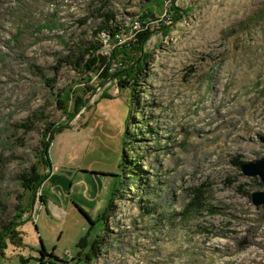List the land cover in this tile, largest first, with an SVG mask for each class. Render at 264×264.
Here are the masks:
<instances>
[{
  "label": "rangeland",
  "instance_id": "1",
  "mask_svg": "<svg viewBox=\"0 0 264 264\" xmlns=\"http://www.w3.org/2000/svg\"><path fill=\"white\" fill-rule=\"evenodd\" d=\"M161 1L0 0V229L31 203L21 177L45 128L69 121L56 94L88 100L53 135L50 171L39 167L47 210L23 215V242L0 264H38L41 252L59 259L46 264H73L86 234L101 239L90 264H264V207L250 199L264 187L233 163L264 158V0H175L185 15L166 36ZM148 8L159 20L135 100L114 79L86 93L89 76L59 60L96 40L111 48L107 31L93 34L102 14L130 40Z\"/></svg>",
  "mask_w": 264,
  "mask_h": 264
},
{
  "label": "trees",
  "instance_id": "2",
  "mask_svg": "<svg viewBox=\"0 0 264 264\" xmlns=\"http://www.w3.org/2000/svg\"><path fill=\"white\" fill-rule=\"evenodd\" d=\"M155 1V0H154ZM175 0L169 1V6L166 9V13L163 21H159L158 25L161 26L160 30H162V35L166 36L170 33V28L173 24L178 23L182 20L183 12L174 6ZM160 5L163 7V0ZM185 13V12H184ZM103 23L101 26L97 27L93 34L97 36L100 33L105 31L108 32V40L115 41V36L119 34L120 28H112L110 26L111 21H113L114 16L112 14H102ZM159 18L155 16L150 10V8L146 9L145 14H141L137 17V21L140 24V28L133 32V36L130 40L122 44H117L116 42L111 45V48L108 54H104L101 50L103 49V44L96 40V47L90 46L86 49L79 50L78 54L75 55L73 53H69L63 59L59 61L65 65L73 66L74 70L81 72L82 74L89 76L85 84V92L95 94L96 89L102 85L105 81H107L114 74L123 71L124 73L114 79L117 84L118 90L130 87L132 88L131 100L132 102L135 100L134 92L135 87L138 83L139 77L142 75L144 71V67L148 62L150 57L149 53H142V49L146 42L148 41L150 35L152 34L151 23L157 22ZM85 21L81 23L85 24ZM166 23V25H164ZM140 56V58H139ZM139 58V62L136 66L135 62ZM119 65L118 69H113V65ZM133 67L132 69H130ZM55 71H58L57 68H54ZM93 80H97V88H94L91 85ZM85 93L83 95H78L75 89H67L62 94H56V102L59 105V109L63 114L68 116V120L73 118L81 108L86 103L87 99L84 98ZM101 98H108L103 92L100 96ZM71 103L70 109L67 108V104ZM87 106L84 108L86 109ZM82 114V113H81ZM80 114V115H81ZM65 123H57V124H49L44 132L43 138L40 141V149L37 154L36 163L21 177V186L25 192L30 193V197L34 194L36 187L39 184H42L46 179L47 175L41 174L39 171V167L43 166L45 170L51 169L50 162L48 159V149L51 144L52 137L55 133L60 132L65 128ZM127 137V132L125 134V139ZM125 146V141H124ZM125 156L123 162L121 164L123 169H126ZM234 165L239 167L243 164L242 162L235 160ZM132 183H141V178L132 180ZM115 192V191H114ZM112 193V197L109 200L105 212L99 217L103 221H106L108 214L110 213L115 197V193ZM38 201L42 202V196L38 195L36 198ZM190 206L185 207L184 212H188ZM30 204H28L27 209L22 208L21 202L18 203L16 207V213L14 217L4 225L0 229V260L4 256V252L7 249L8 245L19 246L22 243L21 234L17 231V228L20 227L27 219H23V215L28 213ZM92 224V223H91ZM101 239L100 236L91 237L90 234H86L81 237L76 243V255L72 259L73 264H90L94 259L97 258L99 254ZM50 257L54 258L55 261H59L56 257H53L52 254L50 256L45 255L41 252V258L37 259L36 262L38 264H44L43 258ZM24 260L20 258V263H23Z\"/></svg>",
  "mask_w": 264,
  "mask_h": 264
},
{
  "label": "water",
  "instance_id": "3",
  "mask_svg": "<svg viewBox=\"0 0 264 264\" xmlns=\"http://www.w3.org/2000/svg\"><path fill=\"white\" fill-rule=\"evenodd\" d=\"M130 69H132V68H130ZM123 72H124V70L114 74L107 81H105L102 85H100L99 87L106 85L111 80L120 76ZM87 103H88V100L86 101L84 106L81 108V110L78 112V114H80V112L86 107ZM78 114H76L75 116H77ZM73 118H71L67 123L64 124L65 127H68L71 124V121L73 120ZM240 170L245 177H250V178L258 177L261 184L264 187V158H261L259 160L253 161V162L244 163L240 166ZM40 186H41V184H39L36 187V190H35L34 194L32 195V199H31V203H30V207H29V211H28L29 217L32 216L36 196H37L38 189ZM250 199H251V203L253 206L264 207V192L252 193L250 196Z\"/></svg>",
  "mask_w": 264,
  "mask_h": 264
},
{
  "label": "built area",
  "instance_id": "4",
  "mask_svg": "<svg viewBox=\"0 0 264 264\" xmlns=\"http://www.w3.org/2000/svg\"><path fill=\"white\" fill-rule=\"evenodd\" d=\"M166 9H167V7H166L165 10H164V16H165V13H166ZM139 28H140V24H139V22L137 21V22H135V24H134V27H133V31H132V33L135 32V31H137ZM132 36H133V34H132ZM131 38H132V37H131ZM131 38H130V39H131ZM119 39H120V38L115 39V42H116L117 44H122V43L126 42V41H120ZM109 50H110V49H109ZM109 50H108L107 52H104V54H108ZM118 66H119V65L114 64L112 70L115 69V68L118 67Z\"/></svg>",
  "mask_w": 264,
  "mask_h": 264
},
{
  "label": "crops",
  "instance_id": "5",
  "mask_svg": "<svg viewBox=\"0 0 264 264\" xmlns=\"http://www.w3.org/2000/svg\"><path fill=\"white\" fill-rule=\"evenodd\" d=\"M42 202H40V203H35V207L36 206H38V209H40L41 208V206H43L44 208H45V210H47V202H46V200H45V197L44 196H42ZM37 202V201H36ZM35 209V208H34ZM34 209H33V211H34ZM33 214V213H32ZM22 226L23 225H21L20 227H18L17 228V231L21 234V237H22ZM22 242H23V239H22ZM35 260H37V259H35ZM43 263H45L46 264V262L45 261H43Z\"/></svg>",
  "mask_w": 264,
  "mask_h": 264
},
{
  "label": "bare ground",
  "instance_id": "6",
  "mask_svg": "<svg viewBox=\"0 0 264 264\" xmlns=\"http://www.w3.org/2000/svg\"><path fill=\"white\" fill-rule=\"evenodd\" d=\"M117 36H115V38H116Z\"/></svg>",
  "mask_w": 264,
  "mask_h": 264
}]
</instances>
